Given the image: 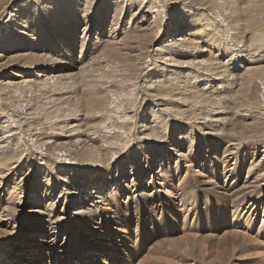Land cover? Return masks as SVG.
Here are the masks:
<instances>
[{
    "label": "bare ground",
    "instance_id": "1",
    "mask_svg": "<svg viewBox=\"0 0 264 264\" xmlns=\"http://www.w3.org/2000/svg\"><path fill=\"white\" fill-rule=\"evenodd\" d=\"M31 1H46V5L41 6L45 21L39 19L29 0H0V111L4 115L8 113V116L11 115L12 119H15L12 122L8 119L0 122V187L3 183L5 186L6 181L12 180L13 183L11 189L7 187L5 195H0V227H5V230H0V254L5 258L0 264H4L5 261L9 264H18L20 256L16 251L23 252L21 247L23 249L25 247L26 251L21 256L24 258L29 255L31 259L28 260L29 264H43L45 248L54 246L53 242L47 243V238L53 240L58 230L61 228L64 230L63 226L69 223L64 218L61 220L59 213H55L54 203L60 199L63 203V200H69V197L75 195L81 180L82 182L89 180L88 174L92 178L90 183H93L96 177L110 179L113 172H122L120 167L125 162L136 170L132 174L139 175L136 179L149 172L159 174L155 168L146 165L150 160L149 156H145L144 161L138 154L127 151L137 139L134 138L136 136L134 125L137 112L144 104L147 107L145 109L147 117L149 115L155 117L151 121L147 119L141 125L143 129L139 131L141 137L138 140L143 144L138 143L137 146L145 153L156 144L157 149L154 153L155 156L158 154L157 157L162 156L163 161L159 160L158 167L166 177V187L173 189L177 196H180V206H191L181 207L183 209L181 212L183 214L187 212L189 217L194 214L193 219L199 221L193 225L194 227L217 230L222 224L235 223L237 217L230 220L227 212L223 211L214 217L211 211L213 209L202 213L189 199H184V192L190 190L192 186L189 179L182 185H177L184 178L178 171L181 156H186L182 148L186 149L187 142L199 150H203V146L200 147L195 141L190 129L180 125L189 126L205 136L199 140L207 150L208 166L213 162L212 168L215 171L221 170L226 176L231 175L235 178L228 185L221 182L217 186L213 184L208 187L215 192L217 199L229 203V207L234 210L233 217L242 209L240 204L235 203L239 199L249 197L248 195H251L249 191L253 190L249 201L260 198L251 205L259 201L264 217L262 200L264 193L257 192L261 190L260 182L264 180V170L260 165L263 160L262 162L255 160V155L264 149V0H174L170 2L173 3L171 7L165 5L164 0H148L147 5L144 4L145 0ZM39 6L40 3L37 4V7ZM123 11L125 17L121 15ZM121 18L122 21L119 20ZM78 23H83L80 29ZM204 26H208V30L205 29L200 35ZM192 27L195 29L192 30ZM91 31L96 33L93 35ZM198 41H203V45ZM192 50L193 59L182 62L177 59L180 56L187 57ZM200 51L208 55L205 60L196 59ZM157 59L166 60L168 63L160 65ZM165 65H181L188 69L184 70V76L175 77L168 73L169 70L166 72ZM148 70L157 72L161 79L153 77L155 74L146 79ZM198 79L201 80L202 86ZM225 100L231 104L232 101L235 102V108L245 112L243 115L239 114L242 122L238 126L231 125L229 129L223 125L213 124L215 121L216 123L222 121L223 117L220 114L223 113V108L226 110L230 107L229 104L225 106L227 103ZM198 105L204 116L196 115L195 109L193 111ZM198 116H202L199 117L202 121H195ZM120 118L121 122L130 123L127 128L118 123L114 127L115 130L106 129V121L115 124V120ZM86 120L83 129L81 125H71L73 122ZM93 120V123H88ZM74 131H78L76 135L73 134ZM112 132L113 136H108ZM51 134L55 138L52 141L49 139ZM24 135L32 144L22 139L25 138ZM162 144L167 145L166 152L159 146ZM211 149H215L216 159L213 158ZM195 153L188 148L187 154L192 165L196 161ZM32 154L39 157L31 158ZM173 154L176 158L173 161L174 165L167 170L165 166L169 167V156ZM41 156L50 161L49 168L46 166L44 168V163H40ZM248 156L251 160L248 162L249 165L246 167L244 165L242 170L239 167L233 169L234 166L231 165L233 160L235 165L237 160L242 161ZM31 168L33 171L35 169L32 173L33 178L29 175ZM48 170L57 173L63 183L57 196L49 194L56 178L53 179L54 175ZM121 170H124V167ZM243 172L245 176H242ZM12 175L16 176L11 179ZM117 175L114 178L119 179ZM77 176L81 180H75ZM30 179L33 184L36 183L33 185L31 182L29 190L33 187L40 188L44 197L51 195L50 203L45 200L49 203L47 210L31 209L28 211L29 215L24 212L20 214L17 206L21 204L22 196L26 192L24 185L28 184ZM127 183L126 180L117 192L110 190L104 199L107 203H104L105 207L110 205L108 209L104 207V211H100L96 206L87 208L83 205L75 210V218L72 221H77L81 226L84 224L89 230L92 228L97 230L102 223L120 227L131 226L136 222L137 225L147 223L148 227V222H151L154 233H158L160 230L156 229V218L148 215L150 211L161 209L160 213H163L161 224L167 222L166 217L170 213L175 215L174 207H171L172 201L153 200V203H150L149 196L156 193L155 190L141 191L137 194L138 197H135L133 192L136 189L133 187L136 186L133 185L129 187L128 193H131L129 198L119 202L118 197L127 190ZM128 184L131 186L133 183ZM145 184L150 186L151 182ZM172 185H175V188H172ZM111 186L112 184H108L107 188ZM91 188L83 189L81 192L86 190L91 195L92 190L97 188L99 196H102L101 191L107 189L100 186ZM34 195L35 199L37 196L40 197L37 193ZM155 197L157 198L156 195ZM138 198L140 203L142 201L140 205L136 204ZM35 203L38 204V201ZM62 210L64 211V208ZM22 220H30L28 226L23 223L25 221L21 222ZM238 221L237 223H240L242 218ZM213 224L218 226L214 227ZM243 224L251 232L249 235L242 233L243 240L245 239L249 246L258 247L254 250L263 249L264 225L256 229L257 219L252 216L246 218ZM34 227L38 228L41 236L31 240L32 237L28 238L26 234L34 233ZM68 227H71L70 224ZM184 229L192 228L186 226ZM19 230H23L20 237ZM93 236V239H81L79 244L71 240L69 245L61 243L52 248L62 254H70L72 251V256L80 262L85 256L83 247H86V244H90V249H93L90 252L93 257L98 251L118 255L121 251L120 246H124L117 244L123 243L124 239L117 240L112 232L109 235L110 239L108 235H99L98 231H95ZM180 236L175 240H179L177 243L181 244L180 251L185 252L207 240L203 236L188 234ZM149 237L152 238L151 231L147 234L143 231L140 233L135 240L136 251L143 250ZM231 239L229 242L234 241ZM20 240H24L25 243H20ZM101 248L105 249L102 251ZM81 251L82 256L79 255ZM129 251L128 255L131 257ZM34 254H37L36 258H32ZM101 256H96V259L100 260ZM62 259L67 262L65 264H70L72 257L65 256ZM49 264H56L55 260Z\"/></svg>",
    "mask_w": 264,
    "mask_h": 264
},
{
    "label": "rangeland",
    "instance_id": "2",
    "mask_svg": "<svg viewBox=\"0 0 264 264\" xmlns=\"http://www.w3.org/2000/svg\"><path fill=\"white\" fill-rule=\"evenodd\" d=\"M29 1L31 3L30 5H32L34 7V10L37 11V15H38L39 19H41V21H43L45 19V16H43V13L44 12H43V9H41L42 8L41 6L46 5V1H43V2L42 1L33 2L31 0H29ZM100 1H102V0H100ZM164 1H165V5H167L168 7H171L173 3H170V2H173L174 0H164ZM146 2H148V0H145V2H144L145 5H147ZM38 3H40V6L39 7H37V4ZM35 4H36V6H35ZM92 8H94V6H92ZM133 8H136V7L133 6ZM166 10H168V9L166 8ZM30 11H32V10L30 9ZM121 15H122V17L123 16L125 17V11H123V14H121ZM109 19H111V16L109 17ZM119 20L122 21L123 19L121 18ZM5 21H4V24L7 25L8 22L6 21L7 22V24H6ZM82 24L83 23H78V28L79 29L81 28ZM207 27L208 26H204L202 28V30H201V33H199V34L202 35V33H203V31L205 29L208 30ZM194 29L192 27V30H194ZM78 32L81 33V31H78ZM92 32H93V35L96 33L95 31H91V34H92ZM199 34H198L197 37L200 36ZM202 39H204V38H202ZM198 42H199L200 45H203V43H202L203 41L202 42L201 41H198ZM232 48L233 47H231V49ZM237 48L238 47H236V49ZM199 53L200 54H198V56H197L196 59L205 60V58L208 57V55H205L203 51H200ZM193 54H194V51L192 50L190 52V55H188L187 57L180 56V57H177V59L179 61H181V62L184 61V60H188L189 61L190 59H193V57H194ZM166 56L170 57L169 55H166ZM157 60L160 63V65H163L165 63H168V61H166V60L165 61L160 60V59H157ZM162 62H164V63H162ZM164 67L166 68V72H168L167 70H169L168 73H170L171 75H173L175 77H182V76H184V70H187L188 69L187 67H184V66H181V65H165ZM149 70H148V76L146 77V79L152 77L154 74H155V76H153V77H159L158 74H156L157 72L154 73V72H150ZM6 76H8V75H6ZM159 79H161V76L159 77ZM200 81L201 80H199L198 83L200 84V86H202V83H200ZM198 83H196V84H198ZM260 87L262 88V85ZM225 101L227 102L228 100H225ZM222 102H224V101H220V103H222ZM227 104L230 105L229 108L227 107ZM235 105L236 104L233 101H232V104L230 102H227L225 104V106L227 107L226 110H224V108L222 107L223 108V111H222L223 113L220 114V116L222 115V117H223L222 118V121H219L217 123H216V121L215 122L214 121H211V122H214L213 124H216V125L219 124V126H222L223 125V126L227 127L228 129L231 128L232 127L231 125H233V124L235 126H238L239 123L242 122L241 115L245 114V112H242L239 109L235 108ZM162 107L163 106H160V108H162ZM146 108L147 107L144 104V105H142L140 107L139 111L137 112V114H138L137 115V120H135V125H134L135 126L134 127V130H135V135H136L134 138H137V139H135L134 142L128 147L127 151H129V153H130V151H132L133 153L138 154L140 156V159L142 158V159H144V161H146V159H145L146 157L145 156H149L150 157V160L146 163V165L152 166L151 168H153V169L155 168L156 172L159 171V174L154 175L152 172H151V174L149 172V173H147V175L146 174L142 175V178L136 179L137 176H139V175H132L133 174V171H136V170H133L132 168H130L129 165H128V163L125 162L120 167V171H122V172L121 173H118V172L115 173V172H113V175L111 176L110 179H106L103 176L101 178L100 177H96L93 180L94 182L93 183H90L89 181H91L92 178H91V176H89V174L87 175V177H88L89 180L88 181L84 180L83 182H82L81 178L77 176L75 178V180H78V179L81 180V182H80V184L78 186V189L75 192L76 193L75 195H77V196L73 195L71 198L69 197V200H67V199L63 200V203H65V204H63L61 202L62 201L61 199H60L61 201L60 200H57L58 197H56V200L59 201V202H58V204H57V201H55V203H54L55 206H56L55 213L56 214L59 213V217H61V220L63 218L66 219L67 222H69L68 224H70L71 227H68V224H65L63 226L64 230L62 228L60 230H58V233L53 238V240H52V238L51 239L50 238H47L48 239V242L47 243H52L53 242L54 243L53 245L55 247H57L61 243H64V244L67 243V245H69L70 241L72 240L76 244H79L80 240L83 239V238L93 239V237H94L93 234H94L95 231H98L99 232V235H106V236L108 235L107 236L108 239H110V236L109 235H110L111 232H112V234H114V236H116L117 240L124 239V242L123 243H120V242L117 243L118 245L124 244V246H120V250L121 251L118 253V255L117 254L116 255H113V252H109L110 253L109 254L107 252L102 253V252L98 251V252H95L97 255H94V257H93L90 254V252H92V250H93V249H90V247H89L90 244H86V247H83L84 248L83 250H84V255L85 256H84V258L82 260H80V262L78 260H76L74 258V256H72V254H73L72 251L70 252V254L63 253L68 258L69 257H72V260H71V263L70 264H73L75 262L76 263H80V264H88V263L89 264H219V263H221V264H229V263L230 264H264L263 263L264 256H262V255H264V252H262V251H264V248L263 249H261V248L258 249L259 250V252H258L257 249L254 250V248H258L257 246L256 247H254V246L252 247V245H250L251 246L250 247L249 246V243L247 241H245V239L243 240V238L241 237L242 236V233H245V234H248V235L251 233V232L248 231V229L246 228V226L243 224L244 220L246 218H248L249 216L256 217V219H257L256 229L257 228H261L264 225V222H263L264 217H263V208H262V205L261 204L259 205V203H258L259 201L257 203H254L253 205H251L253 202H255V200L257 198L258 199H260V198L257 197L255 199L249 201L250 197L254 193V190L253 191H249V193L251 194V195H248L249 197L244 198V199L243 198L242 199H239L237 201V203H235V204H240L241 205L240 206V209L241 208L242 209L240 210V212H238V214L236 216L233 217L234 210H232L229 207V203H227V202H225V201H223L221 199H217L215 192L213 190H211V189H208V187L213 186V184H215L214 186H217L221 182H223L225 185H228L231 181H234L235 178H232L231 175H227L226 176V174L223 173V171L221 172V170L215 171L212 168V165H214L213 162L211 163V165L208 166L207 165V160H208L207 156H208V153L206 152L207 150H205V145H203V143L200 142L201 140H199V138L202 139V137L205 138V136L203 134H201L199 131H195V129H191L189 126L180 125V127L190 129L191 135L194 134L195 141L199 143V146L200 147L203 146L202 147L203 150L202 149L199 150L198 147H196L195 145L194 146H191L189 144V142H187L186 143V149L184 147L182 148V151H184L186 153V156H181L183 159L180 158V161H179L180 162L179 163L180 166H179V170L178 171H179V173H181V175L183 174V177L184 178H182V180H180V183L178 182L177 185L180 186L186 180L189 179V181L191 183L190 185L192 186L190 190L184 192V194H185L184 199H186V198L189 199L190 202H192V204H194L195 206H197V208L202 213H205V211H207V210L213 209L211 211H213V213H214L213 216L214 217H216L217 214L219 215L222 211L223 212H227V215H228V217H229L230 220H233V219L235 220L236 217H237V220H236L235 223L233 222L231 224V221H230V224L231 225L222 224V225L218 226L217 224H213L214 227L215 226H218L217 230H212L209 227L208 228L210 230H204V228H199V227L196 228V227H194L193 225H195L197 222H199V221H196V220L193 219L194 214H193V216L189 217L186 214L187 212H185L184 214L181 212V211H183V209L181 207H191V206H180V204H181V201H179L180 200L179 199L180 196H177V192L173 191V189H168L166 187V177L161 172L160 167H158L159 160H161V162L163 161L162 160V156L157 157L158 154L155 156V153H154L155 149H157L156 144H154L152 146V148L149 149V151H145V153L144 152H141L140 151V147L137 146L138 143L143 144L141 141L139 142V140H138L141 137V134H140L139 131H141L143 129V127L141 125L143 123H145L147 121V119H149L151 121L155 117L153 115H149V117H147V114H145V112H146L145 109ZM194 109H195L196 115H201V114L203 116L205 115L204 112H203V110H201V107L199 105L196 106L195 108H193V111H194ZM7 114L8 113H5V115H4L3 112L0 111V122L1 123L3 122L4 119H8V121H10V122H12L13 120H15V119H12L11 115L8 116ZM239 114H241V115H239ZM247 114H249V113H247ZM3 115H4V117H1ZM199 117H202V116L196 117L195 118V121L196 120L197 121H202V119H200ZM211 119H215V118H211ZM115 121H116L115 124H112V123L106 121L105 122L106 129L107 130H111V129L115 130L114 127L117 126L118 123H120L119 124L120 126H124V128H127L128 125L130 124L128 122H121L122 121L121 118L119 120L116 119ZM204 121H206V120L204 119ZM93 122H94V120L93 121H90L88 123L91 124ZM1 123H0V126H1ZM85 123H87V120L84 121V122H73V123H71V125H81L82 126L81 129H83V128H85V125H84ZM150 123H152V122H150ZM15 124H13V125H15ZM13 125H11V126H13ZM202 128H204V127L202 126ZM157 129H159V128H157ZM205 130H208V129H205ZM15 131L18 132V130H15ZM54 132H58V130H54ZM77 132L78 131H74L73 134L76 135ZM8 134H9V132H8ZM0 136H1V134H0ZM108 136H111L112 137L113 136V132L110 135H108ZM25 138L22 137L23 140L29 141V138H27L26 136H25ZM108 138L109 137H107V139ZM49 139H50V141L54 140L55 139L54 138V135L53 134L49 135ZM98 139H99V137H98ZM29 143L32 144L31 141H29ZM182 143L184 144V142H182ZM159 146L162 147V151H164V152L167 151V148H166L167 145L166 144H164V145L162 144V145H159ZM184 146H185V144H184ZM188 148H189V150H193L194 152H196L195 153V157H194V159H196V161L193 163V165L191 164V162L189 161V158H188V154H187ZM136 149H137V151H136ZM211 150H212L211 151V154H212L213 158L216 159L217 154H216V152H214L215 149H211ZM263 151H264V149H263ZM263 151L261 149L255 155V160L257 159V160H259L261 162L263 160V163L260 164V165H262V170H264V152ZM149 153L151 154V156H150ZM168 153H170V151ZM42 156H44V155H42ZM42 156H41L42 160H41L40 163L41 164L44 163V168H45V166L47 168H49L50 161H47L46 158L45 157H42ZM32 157H37L38 158L39 155L35 154V156H34L32 154L31 155V158ZM169 158H170V160H168V161H169V164L170 165H169V167H167V165L165 166L167 168V170L170 169V167L174 165V162L173 161H174V159H176L174 154L173 155H170ZM245 158H243L242 161L237 160V162H236L235 165L233 164V162H234V160H233L232 161V164H231L232 167L234 166L233 169H236V168L239 167L242 170L244 165H245L244 167H246V165H249L248 162L251 161L250 160V156H248L246 159ZM43 159H44V161H43ZM123 159H124V156L122 154L121 160H123ZM37 161L39 162L40 160H37ZM187 163L188 164L190 163V164L188 165ZM123 167H124V170H121V168H123ZM258 167L260 168V166H258ZM33 168H31L32 170L29 172V175H30L31 178H33L32 173L35 171V169L33 171ZM244 171L246 172L247 171V168ZM48 172L51 173L54 176L56 175L55 177L53 176V179L54 178H56V179L53 181L54 186L51 189V191H49V194H51V195L52 194H55L57 196L58 193H59V190L61 189V187L63 185V183L61 182V178L58 177L57 173H55L53 170H48ZM219 172H220V174H219ZM245 172H243L242 176H245L246 175ZM117 174H119V175H117ZM138 174H139V172H138ZM116 175L119 177V179L114 178ZM232 175H233V173H232ZM15 176L16 175H12L11 176V179H13ZM126 180L128 181V183H133V184L131 186L128 183H127L128 185L126 184L127 190L124 193L120 194V196L118 197V201L119 202H123L125 199H128L129 198V196L131 194V193H128L129 192V187H132L133 185L136 186V187H133L134 189H136V191L133 192L134 195H135V197H138L137 194L140 193L141 191L147 192L148 190L149 191H151V190L154 191L155 190L156 193H153V194H151L149 196L150 197V203H153V200L165 201L166 199H168V200H171L172 201V203H171L172 206L171 207H174L175 215H172L170 213L168 215V217H166L168 219V221L165 222L166 224L165 223L161 224V222L163 221L162 220L163 213H160L161 212V209H157L156 211H150L151 213L148 215V216L152 215L154 217V219L156 218V221H157V223H156V229H159L160 230L158 233H154V228L153 227L151 228V226H152V223L151 222L150 223L148 222V227L146 226L147 223L146 224L145 223H138V225H137L136 222H133L131 226L123 225V226H120V227H117V226H114V225H106L105 223H102V224H100V228H98L97 230L94 229V228H92V229L89 230V228H87L84 224L81 226L77 221H72V220H74L73 218H75V214H76V213L74 214V212H76L75 210L78 209L80 206H83L84 205L87 208L88 207L90 208V207L96 206V207H98V209L100 211H104L105 208L108 209L110 207V205H107V207H105V205H104V203H106L104 201L105 197L108 196L110 190L111 191L114 190L115 192H117L118 189H119V187L123 186L124 185L123 183ZM11 181L12 180H10V182L6 181L5 186H3L4 185V183H3V185H2L3 188H2V186L0 187V189L2 188L1 191H0L1 192L0 195L1 194L5 195V193H7V187L9 189H11V186L13 185V183ZM31 182H32V179H30L28 181V184H25L24 185V187L26 189V192H24V194L22 196V199H21L22 202H21V204L17 206L19 208V210H20V214H22L24 212L26 215H29L28 211H30L31 209L40 210V211H42V209L45 210V208H46V210L48 209V206H49L48 204L50 203L49 197H51V195H48L47 196L48 198L46 196L44 197L43 195H41L43 190H41L40 188H37V187H36L37 190L35 189V187H33L32 189L29 190ZM147 182H151L150 186H147L145 184ZM32 184H33V182H32ZM108 184H112V186L107 188V185ZM260 184H262V185L259 186V187H261V190L259 189L257 192L258 193L260 192L259 194H263L264 193L263 192L264 191V180H263V182H260ZM92 185L94 186V189L96 188V186H100L103 189H105V188H107V189L104 192L101 191V195L102 196H99V193L96 190L97 188L95 190H92L91 195H89V192H86V190H84L83 192H81L83 189H89V190L92 189L91 188V187H93ZM133 188L131 189L132 191L134 190ZM172 188H175V185H172ZM162 192H164V193H162ZM36 193H37V195L39 194L40 197L37 196L36 199H35V195L33 196V194H36ZM161 193H162V195H161ZM155 195L157 196V198L155 197ZM143 196L144 197H147L145 195H143ZM45 200L47 202H49V203H47ZM243 200H245V201L243 202ZM262 200H264V197H262ZM36 201H38V204L35 203ZM242 202L243 203L246 202V203L243 204ZM141 203H142V201H141ZM141 203H140V199L138 198L136 200V204L140 205ZM194 205H193V207H195ZM253 207H255V209H253ZM62 208H64V211L62 210ZM247 208H248V210H247ZM251 210H253V211L251 212ZM240 218H242V221H240V223H237V222H239L238 220ZM23 221H25V220H22L21 222H23ZM29 221L30 220H27V221H25L23 223H26L27 226H28ZM31 221H34V220H31ZM207 224H209V220L207 221ZM142 225H143V228H142ZM163 225H165V227ZM181 226H183V227H181ZM186 226H187V228H190L191 227L192 229L191 230H189V229L185 230L184 228ZM232 226H233V228H232ZM29 227H30V225H29ZM133 229H134V231H133ZM0 230H5V227H0ZM33 230H35L34 233L26 234V236L28 238L32 237V238H30L31 240L33 238H35L36 236H41L40 235L41 233L38 231V228L37 227H34ZM188 230H189V232H188ZM138 231H139V233H138ZM142 231L144 232V234H145V232L147 234L148 232L151 231L152 238L151 237L148 238L147 243L144 245L143 250L140 252V251H136V248H135V240L140 235V233ZM252 231H253V229H252ZM22 232H23V230H19V234H18L19 237H20V235H21ZM232 233H233V235H232ZM187 234H188V236H190V235L203 236L207 240H203L202 242H200L197 245V247L193 248L191 251H186V252L183 251V250L180 251L179 246L181 244L179 245L177 243L179 240L177 241L175 239H178V237H181L180 235H187ZM254 234H255V232L252 235H254ZM133 238H134V240H133ZM230 239L231 240H234V241L233 242H229ZM172 240H174V241H172ZM237 240H239V241H237ZM20 241H21L20 243H22V244L25 243L24 240H20ZM245 244H246V247H245ZM227 245H229V246H227ZM54 246H51L50 248H49V246H47L45 248V254L43 255L44 256V259H42L44 261L43 264H49L50 262H52V260H55V263L56 264L59 263V262L61 264L67 263V262H64L63 261L64 259H62V257L65 258V256L62 254V252H58L57 250H54L53 249V248H55ZM248 246L250 247V249H249ZM37 248H38L37 250H39V247H37ZM47 248H49V250ZM58 249H60V248H58ZM103 249H105V248H101L102 251H103ZM164 249H166L167 251L164 250ZM21 250H23V252H26V251H24L25 250V247H24V249H23V247H21ZM26 250L29 251L28 248ZM128 250H130L129 253H130L131 257L128 255ZM159 250H160V252H159ZM23 252L16 251V253L18 254V256H20V259H19L20 262H18V264H25L26 262H27V264H29V261L28 260H31V259H30L29 255L28 256H25L23 258V256H21V255H24L25 254ZM36 252H39V251H36ZM137 252H139V253H137ZM36 255L37 254H34V257H32V258H36L35 257ZM79 255H81V256L83 255L82 254V251L79 253ZM99 255H102L100 260L96 259V256H99ZM221 255H223V256H221ZM3 257H4V255L3 254L2 255L0 254V261H1V263L5 259ZM136 257H137V259H136ZM153 257H154V259H153ZM212 257H214V258H212ZM134 258H135V260H134ZM229 258H230V261H229ZM60 259H62V260H60ZM149 259H151L150 262H149ZM137 260H138V262H137ZM165 260H167V261H165ZM5 262H4V264H5ZM6 264H9V262H6Z\"/></svg>",
    "mask_w": 264,
    "mask_h": 264
}]
</instances>
